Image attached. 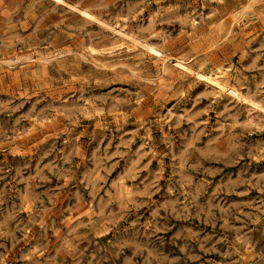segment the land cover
<instances>
[{
  "label": "rangeland",
  "instance_id": "374dc122",
  "mask_svg": "<svg viewBox=\"0 0 264 264\" xmlns=\"http://www.w3.org/2000/svg\"><path fill=\"white\" fill-rule=\"evenodd\" d=\"M113 23L264 106V0H0V264H264V111Z\"/></svg>",
  "mask_w": 264,
  "mask_h": 264
},
{
  "label": "bare ground",
  "instance_id": "6f19581e",
  "mask_svg": "<svg viewBox=\"0 0 264 264\" xmlns=\"http://www.w3.org/2000/svg\"><path fill=\"white\" fill-rule=\"evenodd\" d=\"M104 25L109 27L111 29V31L115 34L114 38H116V36H117V41L113 42L108 47V49H107L108 52L111 53V51H113L115 48L118 47V49H119V47L127 46L129 44L142 45L145 48H147L148 50L154 51L157 54V56L163 58L165 62L172 63L175 66V68H177V69H181V68L182 69H186V70L190 71L191 73H194L198 79H200L202 82H204L209 87L213 88V90L216 89V90H219V91H222V92L229 93L232 96H234V97L246 102L248 105H251L252 107H255V108H259L261 111H264V106H260L257 102H254L251 99L249 100V98L248 99L245 98L235 88H233L232 86L230 87V85L225 81V79L221 78V76H222V74L224 72V71L222 72L223 69L221 71L207 72V73L203 72L201 70L194 71L192 68L186 66L184 63L174 60L169 55L164 53L162 50H158V49L154 48L153 46L149 45L148 43L139 41L135 37V35L133 33H131V31L129 30V28L126 25H124L122 23H115V25H114V23H113V25H109V24H104ZM90 49L93 50V51L97 50L94 47H91Z\"/></svg>",
  "mask_w": 264,
  "mask_h": 264
}]
</instances>
